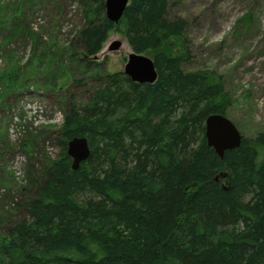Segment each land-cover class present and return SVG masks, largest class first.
<instances>
[{"label":"trees","instance_id":"obj_1","mask_svg":"<svg viewBox=\"0 0 264 264\" xmlns=\"http://www.w3.org/2000/svg\"><path fill=\"white\" fill-rule=\"evenodd\" d=\"M75 1L85 25L69 49L100 85L68 105L62 153L44 166L29 218L0 238V264H264V131L223 157L208 145L206 119L228 116L231 95L216 72L185 68L186 21L169 17L168 0H130L119 29L158 72L140 83L102 76L95 58L116 23L105 0ZM75 137L90 146L78 169Z\"/></svg>","mask_w":264,"mask_h":264},{"label":"rangeland","instance_id":"obj_2","mask_svg":"<svg viewBox=\"0 0 264 264\" xmlns=\"http://www.w3.org/2000/svg\"><path fill=\"white\" fill-rule=\"evenodd\" d=\"M168 1L169 17L186 21L185 68L221 75L228 117L242 135L264 131V0ZM84 25L75 0H0V238L29 218L44 166L62 153L68 105L85 104L100 85L69 49ZM119 28L95 58L102 76L124 71L133 53Z\"/></svg>","mask_w":264,"mask_h":264},{"label":"water","instance_id":"obj_3","mask_svg":"<svg viewBox=\"0 0 264 264\" xmlns=\"http://www.w3.org/2000/svg\"><path fill=\"white\" fill-rule=\"evenodd\" d=\"M129 0H105L106 14L112 22H118L124 15ZM122 45L115 41L110 49L116 50ZM124 72L140 83H153L157 77L154 61L149 56L133 52L130 54ZM206 139L208 145L223 157L225 151L237 148L242 142V133L234 122L224 114L213 113L206 119ZM67 154L72 158V168L78 169L90 156V146L86 137H75L68 143Z\"/></svg>","mask_w":264,"mask_h":264}]
</instances>
